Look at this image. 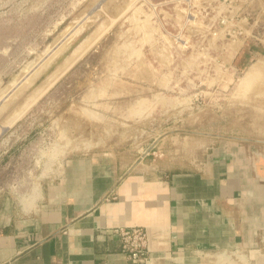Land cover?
<instances>
[{
	"label": "rangeland",
	"instance_id": "obj_1",
	"mask_svg": "<svg viewBox=\"0 0 264 264\" xmlns=\"http://www.w3.org/2000/svg\"><path fill=\"white\" fill-rule=\"evenodd\" d=\"M217 4L0 0V205L80 152L197 170L240 141L264 165V57L236 65L241 15L222 29Z\"/></svg>",
	"mask_w": 264,
	"mask_h": 264
},
{
	"label": "crops",
	"instance_id": "obj_2",
	"mask_svg": "<svg viewBox=\"0 0 264 264\" xmlns=\"http://www.w3.org/2000/svg\"><path fill=\"white\" fill-rule=\"evenodd\" d=\"M201 1L238 12L230 9L235 2ZM240 24L236 65L264 57V15ZM218 146L197 170L157 167L131 150L80 152L26 195L9 186L0 264H134L112 230L136 226L147 232L149 264H216L200 251L237 247L264 264L255 249L264 229V165L240 141Z\"/></svg>",
	"mask_w": 264,
	"mask_h": 264
},
{
	"label": "built area",
	"instance_id": "obj_3",
	"mask_svg": "<svg viewBox=\"0 0 264 264\" xmlns=\"http://www.w3.org/2000/svg\"><path fill=\"white\" fill-rule=\"evenodd\" d=\"M227 2H240L236 11L243 15L240 14L242 16L241 18L246 20V23L251 19H254L253 22H258L259 17L264 15V0H227ZM255 14L256 16H254ZM232 17V13H225L222 16L219 21L222 29L227 27ZM242 33L241 31V34ZM215 34L217 33L214 32V35ZM222 66H224V68H222L223 70L228 71L229 68L225 65ZM112 231L118 238L121 251L128 255L134 264H149L148 235L144 227H115ZM257 239L255 249L264 252V229L258 233ZM200 255L202 257L213 258L216 264H255L251 258V249L247 247L223 249L214 252L200 251Z\"/></svg>",
	"mask_w": 264,
	"mask_h": 264
},
{
	"label": "bare ground",
	"instance_id": "obj_4",
	"mask_svg": "<svg viewBox=\"0 0 264 264\" xmlns=\"http://www.w3.org/2000/svg\"><path fill=\"white\" fill-rule=\"evenodd\" d=\"M258 64H259V63H258ZM258 64H257V65H258ZM263 64H264V63H263ZM263 66H264V65H263ZM263 66H262V67H263ZM260 68H261V66H260ZM262 69H264V68H262ZM262 69H261V70H262ZM253 70H254V69H253ZM259 71H260V70H259ZM253 72H254V71H253ZM255 73H256V72H255ZM263 132H264V131H263Z\"/></svg>",
	"mask_w": 264,
	"mask_h": 264
},
{
	"label": "trees",
	"instance_id": "obj_5",
	"mask_svg": "<svg viewBox=\"0 0 264 264\" xmlns=\"http://www.w3.org/2000/svg\"><path fill=\"white\" fill-rule=\"evenodd\" d=\"M246 61H243V63L245 64Z\"/></svg>",
	"mask_w": 264,
	"mask_h": 264
}]
</instances>
